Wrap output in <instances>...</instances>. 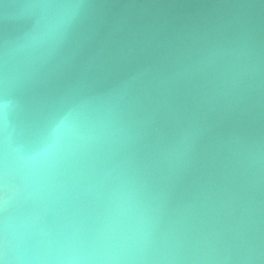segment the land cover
Returning <instances> with one entry per match:
<instances>
[{
  "label": "water",
  "instance_id": "1",
  "mask_svg": "<svg viewBox=\"0 0 264 264\" xmlns=\"http://www.w3.org/2000/svg\"><path fill=\"white\" fill-rule=\"evenodd\" d=\"M0 264H264V0H0Z\"/></svg>",
  "mask_w": 264,
  "mask_h": 264
}]
</instances>
